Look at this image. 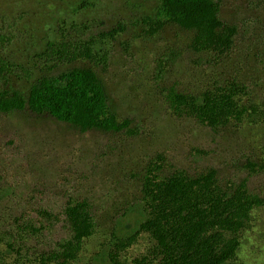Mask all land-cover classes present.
<instances>
[{
  "label": "rangeland",
  "instance_id": "1",
  "mask_svg": "<svg viewBox=\"0 0 264 264\" xmlns=\"http://www.w3.org/2000/svg\"><path fill=\"white\" fill-rule=\"evenodd\" d=\"M158 5V0H0V31L11 40L2 59L29 68L35 78L93 69L106 87L112 113L121 122L131 121L135 132H83L30 112L0 115V233L17 217L36 216L38 209L59 212L70 199L87 200L97 230L75 264H90L121 211L138 196L137 176L163 155L179 168H215L221 190L246 185L261 199L241 234L238 260L264 264V0L223 1L222 19L239 34L230 55L220 59L193 50L192 31L174 23L157 31ZM74 23L90 27L92 36L120 29L115 39L96 45L105 62L45 65L39 55ZM234 79L245 88L237 98L240 107L258 112L242 123L215 132L166 104L170 89L198 94ZM30 89L31 83L16 75L6 82L0 78V91L27 99ZM193 148L207 155L198 160ZM36 244L29 246L33 250ZM151 247L143 234L119 253L117 263L156 264ZM34 256L19 264H40Z\"/></svg>",
  "mask_w": 264,
  "mask_h": 264
},
{
  "label": "trees",
  "instance_id": "2",
  "mask_svg": "<svg viewBox=\"0 0 264 264\" xmlns=\"http://www.w3.org/2000/svg\"><path fill=\"white\" fill-rule=\"evenodd\" d=\"M224 0H158L154 25L161 30L174 23L195 33L193 50L229 56L239 32L222 19ZM120 30V29H119ZM119 30L92 36L85 24L61 29L58 40L39 55L45 65L71 64L80 59L104 63L96 52L100 40H113ZM88 37V38H87ZM11 42L0 31V55ZM16 75L31 83L29 97L0 91V115L30 112L53 118L83 132L135 134L129 120L121 122L111 111L106 87L93 69L74 68L59 76L35 78L32 70L0 56V78ZM226 84V85H225ZM215 82L212 88L192 94L170 89L166 104L177 115L188 114L213 131L255 117L257 110L242 108L237 98L245 88L237 81ZM198 160L207 153L193 148ZM218 170L191 171L172 165L163 155L137 176L138 196L117 218L110 238L90 264H118V255L146 234L152 242L150 259L156 264H240L241 234L248 229L255 207L262 204L246 185L229 191L218 186ZM36 216L17 217L0 233V264H19L35 255L40 264H75L85 243L97 230V218L87 200L70 199L59 211L38 209ZM59 231L56 238L50 236ZM36 242L33 250L30 242ZM42 247V248H41Z\"/></svg>",
  "mask_w": 264,
  "mask_h": 264
}]
</instances>
